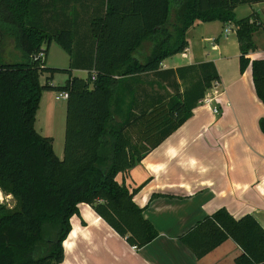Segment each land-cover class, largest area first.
Here are the masks:
<instances>
[{"label": "trees", "instance_id": "16d2710c", "mask_svg": "<svg viewBox=\"0 0 264 264\" xmlns=\"http://www.w3.org/2000/svg\"><path fill=\"white\" fill-rule=\"evenodd\" d=\"M258 1L0 0V190L13 199L11 206L0 203V264L60 262L80 202L134 247L156 236L132 199L136 187L115 175L182 123L218 78L210 60L174 68H160V61L182 51L193 21L233 22L238 69L249 66L264 105V57L246 56L255 47L256 13L235 18L233 10ZM82 17L93 40L88 56L75 42ZM50 41L68 54L67 67L45 64ZM7 49L20 58L9 59ZM79 65L85 77L71 75ZM43 71L67 72V78L61 85L41 83ZM146 76L154 78V89L141 83ZM44 88L67 92L61 157L34 128ZM257 123L264 133V116ZM226 238L240 249L234 264H264V228L250 213L233 217L219 207L179 235L196 258Z\"/></svg>", "mask_w": 264, "mask_h": 264}, {"label": "crops", "instance_id": "0c3cea01", "mask_svg": "<svg viewBox=\"0 0 264 264\" xmlns=\"http://www.w3.org/2000/svg\"><path fill=\"white\" fill-rule=\"evenodd\" d=\"M252 5L259 26L252 33L255 47L246 54L250 59L264 57V0ZM78 19L82 23L77 24L76 48L89 55L93 40L87 19ZM234 28L233 22L195 20L186 29V46L164 57L159 65L174 68L212 61L220 90L216 96L218 113L196 103L182 123L134 165L115 175L128 189L136 187L132 199L142 206L143 216L157 230L156 236L134 247L89 204L80 202L78 212L69 217L70 229L57 264H234L240 249L232 239L226 238L196 258L179 235L219 207L233 217L250 213L264 228V133L257 123L264 116V105L254 93L249 66L238 69ZM143 47L146 49L147 43ZM46 56L47 52L45 62ZM81 66L72 70L86 73ZM141 83L151 89L156 86L149 76ZM41 99L42 92L35 112Z\"/></svg>", "mask_w": 264, "mask_h": 264}, {"label": "rangeland", "instance_id": "374dc122", "mask_svg": "<svg viewBox=\"0 0 264 264\" xmlns=\"http://www.w3.org/2000/svg\"><path fill=\"white\" fill-rule=\"evenodd\" d=\"M252 3H242L237 4L234 7L235 18H240L249 14L250 12H256V8ZM6 55L9 59L15 60L19 59L20 56L11 51L6 50ZM67 53L55 43H51L47 49V56L45 64L52 67H67ZM69 58V57H68ZM69 62V59H68ZM71 75L85 76V72H78L75 70H70ZM67 78V72L62 71H43L39 74V81L44 83L45 80H51L53 85H61ZM51 84V83H50ZM56 89L44 88L41 90L42 99L41 104L37 112L34 115V128L36 131L43 135H47L51 138L52 149L57 157L62 155V141L64 132V117H65V99L55 98L54 93ZM13 199L10 194H6L0 190V203H4L6 206H11Z\"/></svg>", "mask_w": 264, "mask_h": 264}, {"label": "built area", "instance_id": "2783aa9c", "mask_svg": "<svg viewBox=\"0 0 264 264\" xmlns=\"http://www.w3.org/2000/svg\"><path fill=\"white\" fill-rule=\"evenodd\" d=\"M226 29L229 30L230 27H227ZM217 86H218L217 79L211 80L209 87L205 90L203 95L197 100V103H201L208 106L213 114H217L219 111V107L216 102V96L220 93V90L217 89ZM54 97L56 99L57 98L65 99L67 97V92L65 90H55Z\"/></svg>", "mask_w": 264, "mask_h": 264}]
</instances>
